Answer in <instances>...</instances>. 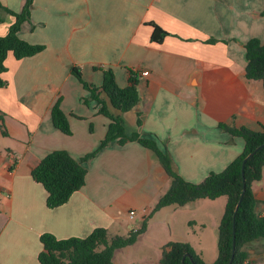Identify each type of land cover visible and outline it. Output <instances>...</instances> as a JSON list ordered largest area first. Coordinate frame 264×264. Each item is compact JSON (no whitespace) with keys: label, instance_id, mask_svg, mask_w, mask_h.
<instances>
[{"label":"crops","instance_id":"0c3cea01","mask_svg":"<svg viewBox=\"0 0 264 264\" xmlns=\"http://www.w3.org/2000/svg\"><path fill=\"white\" fill-rule=\"evenodd\" d=\"M1 1L14 10L24 2ZM263 9L264 0H33V26L23 21L19 35L45 47L22 58L10 52L1 73L7 81L0 87L7 134L0 135L14 139H0V264H41L43 231L83 236L105 226L126 234L127 217L120 211L128 217L134 216L130 209L147 211L170 185L149 148L137 140H112L84 162L85 183L66 202L46 205L47 191L31 169L56 148L75 158L94 149L110 121L95 100H83L89 91L71 72L72 64L97 85L103 80L100 67H112L120 86L128 83L129 68L137 70L138 105L119 111L108 104L109 110L122 115L126 132L155 135L178 173L199 181L243 148L244 139L219 122L264 127L263 85L245 75L244 46L250 37L264 38ZM13 20L5 14L0 34ZM151 20L169 32L160 42L150 39ZM209 37L216 40L206 41ZM58 97L71 134L52 122ZM137 110L142 111L140 125ZM252 190L264 215V166ZM262 240L246 247L249 252L252 244L260 246L250 259L264 258Z\"/></svg>","mask_w":264,"mask_h":264},{"label":"trees","instance_id":"16d2710c","mask_svg":"<svg viewBox=\"0 0 264 264\" xmlns=\"http://www.w3.org/2000/svg\"><path fill=\"white\" fill-rule=\"evenodd\" d=\"M32 1L24 0L22 8L14 10L0 0V22L4 20L7 13L14 16L7 31L0 34V87L7 83L1 73L6 69L5 59L10 52L16 58H22L35 54L45 47L44 43L31 42L19 35L23 21L27 20L33 26ZM261 12L264 14V9ZM148 23L152 25L150 39L153 41L160 42L169 33L152 20ZM215 40L214 37L206 39L208 42ZM244 46L245 75L249 79L261 80L264 93V38L250 37L245 41ZM100 68L103 71V80L99 85L83 78L80 65L72 64L70 70L89 91L83 100L86 103L95 100L98 104V111L110 118L106 133L94 149L79 158L73 157L65 148H56L46 153L31 169L32 177L42 183L47 191L46 205L55 207L66 202L70 195L85 183L87 168L84 162L96 155L112 140H116L118 144H124L128 140H137L153 152L171 178L169 187L159 196L154 209L170 203L183 205L200 197L215 198L221 194L226 195L227 199L218 228V248L213 261H204L187 242L175 241L168 244L160 262L162 264H227L233 248V213L243 188L242 160L248 152L264 142V127L254 130L245 125L234 126L219 122L221 128L244 139L241 152L224 168L219 171H208L199 181L186 179L174 168L165 143H160L155 135H142L139 131L126 132L122 115L109 110L108 104L119 111H126L138 105L140 101L139 72L129 68L128 83L120 86L112 67ZM136 113V122L140 125L142 124V111L137 110ZM51 118L53 124L64 133H72L67 115L60 105V97L52 104ZM0 132L7 134L1 109ZM263 166L264 145L248 157L244 164L245 189L235 213L234 255L230 264L246 262L249 252L245 245L254 239L264 237V215L257 210L259 199L255 197L252 190V182L261 177ZM145 228L146 219L142 221L139 228L132 229L126 234L112 233L105 226H96L83 236L57 237L50 231H43L40 234L43 248L38 253V260L41 264H113L115 251L133 243L137 234ZM184 253L187 255L182 261Z\"/></svg>","mask_w":264,"mask_h":264},{"label":"rangeland","instance_id":"374dc122","mask_svg":"<svg viewBox=\"0 0 264 264\" xmlns=\"http://www.w3.org/2000/svg\"><path fill=\"white\" fill-rule=\"evenodd\" d=\"M0 139L14 138L0 135ZM157 199L150 203L145 212L140 207L134 209V216L128 217V213L120 211L127 217L123 225L125 232L139 228L144 219L146 228L137 234L133 243L115 251L114 264H162L160 260L163 252L169 243L175 241L187 242L204 261H213L217 254L218 228L225 209L226 195L200 197L191 203H170L154 209ZM260 239H263L261 246L264 249V237ZM248 244L251 242L245 247ZM252 248L249 250V261L243 264H264V258L250 259L258 252L253 244Z\"/></svg>","mask_w":264,"mask_h":264},{"label":"water","instance_id":"95a60500","mask_svg":"<svg viewBox=\"0 0 264 264\" xmlns=\"http://www.w3.org/2000/svg\"><path fill=\"white\" fill-rule=\"evenodd\" d=\"M262 145H264V142L258 144L254 149H252L250 152H248V153L244 156V158H243V160H242L243 188H242V193H241V195H240V198H239L238 202L236 203V206H235V209H234V213H233V248H232V253H231L230 259H229V261L227 262V264H230V262H231V260H232V258H233V255H234V238H235L234 219H235V213H236V210H237V208H238V206H239L240 200H241V198H242L243 191H244V189H245L244 164H245L246 159H247L248 157H250V156H251V155H252V154H253L258 148H260ZM186 255H187V253H184V254L182 255V261H183V259H184V257H185Z\"/></svg>","mask_w":264,"mask_h":264},{"label":"built area","instance_id":"2783aa9c","mask_svg":"<svg viewBox=\"0 0 264 264\" xmlns=\"http://www.w3.org/2000/svg\"><path fill=\"white\" fill-rule=\"evenodd\" d=\"M146 72H147V71L144 70L142 73L144 74V73H146ZM133 213H134V210L130 209V210H129V214H130V215H133Z\"/></svg>","mask_w":264,"mask_h":264}]
</instances>
